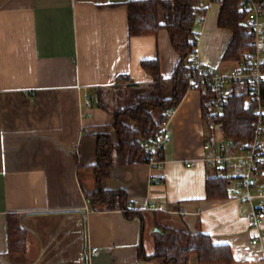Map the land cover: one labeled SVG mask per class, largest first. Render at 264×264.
Masks as SVG:
<instances>
[{
    "label": "crops",
    "instance_id": "0c3cea01",
    "mask_svg": "<svg viewBox=\"0 0 264 264\" xmlns=\"http://www.w3.org/2000/svg\"><path fill=\"white\" fill-rule=\"evenodd\" d=\"M132 0H0V264H159L155 233L164 227L204 232L231 247L234 264H264L261 244L248 226L250 202L240 182L244 168L223 172L215 122L203 116V96L187 93L169 117L170 141L161 169L138 159L115 164L102 181L124 189L137 215L93 208L98 134L118 141L114 114L149 93L155 77L144 59L161 63V88L173 97L179 54L168 30L131 35ZM197 58L227 73L237 60L222 59L232 31L219 26L222 4L200 0ZM166 12L159 11L165 23ZM85 93L95 100L85 107ZM98 95L101 103L98 102ZM161 109L153 110L159 121ZM159 178L153 182L151 176ZM228 176L229 197L211 199L209 178ZM258 187L264 188V175ZM154 205V206H152ZM10 213L26 230V248L10 249ZM100 253L92 255L91 249ZM190 264H201L196 253Z\"/></svg>",
    "mask_w": 264,
    "mask_h": 264
},
{
    "label": "trees",
    "instance_id": "16d2710c",
    "mask_svg": "<svg viewBox=\"0 0 264 264\" xmlns=\"http://www.w3.org/2000/svg\"><path fill=\"white\" fill-rule=\"evenodd\" d=\"M223 6L219 15V26L232 31V38L228 42L222 59L243 60L248 51L254 49L247 33L246 14L241 10L240 0H222ZM129 7V32L131 35H156L165 28L171 35L172 45L178 52L179 63L172 73L173 97L165 99L161 88L166 79L161 76V63L157 59H144L143 66L153 77L155 83L149 93L138 98L130 107L120 108L114 114L118 141L115 143L107 134H98L97 162L95 177L97 187L88 194V201L93 208L122 209L127 218H134L138 212L128 207V195L124 189H104L102 181L111 174L115 164H133L139 158L146 163L150 151L143 148V140L155 133L168 118L167 112L178 106L189 89L188 72L191 71L190 60L197 55L199 35L196 32L200 18L205 8L200 0H132ZM166 12L165 23L159 20V11ZM99 104L101 97H97ZM245 96H228L227 105L222 117L223 131L228 138L233 139L238 147L252 141L255 136V126L258 116L255 113L257 102L253 100L246 104ZM264 104V85L261 94ZM203 116L209 123L214 122L211 116L210 93H204ZM161 109L159 121L154 119L153 110ZM163 147L158 152L162 158ZM259 172L264 175V152L258 163ZM230 178L219 176L207 181V195L211 199L229 197ZM10 249L22 252L26 248V230L20 225V217L10 213L9 220ZM155 252L150 256L142 255L147 260L154 259L159 264H190L191 254L196 253L201 264H234L232 249L227 244L213 243L212 236L204 232H189L164 227L162 232L155 233Z\"/></svg>",
    "mask_w": 264,
    "mask_h": 264
},
{
    "label": "built area",
    "instance_id": "2783aa9c",
    "mask_svg": "<svg viewBox=\"0 0 264 264\" xmlns=\"http://www.w3.org/2000/svg\"><path fill=\"white\" fill-rule=\"evenodd\" d=\"M223 5L222 0H218ZM240 8L246 14L247 33L254 49L248 51L243 60L237 61V66L223 73L217 67H210L198 60L197 55L190 61L191 71L188 72L189 88L204 93H210L211 116L216 126V140L219 143V153L213 160L222 166L224 173L232 170L236 165L244 168L241 179V188L245 195L238 196L250 202L252 205L249 214L248 226L257 230L252 239L253 244H261L263 238L262 225L264 222V188L258 187L262 173L259 172L258 163L264 152V104L261 94L264 85V0H240ZM84 106L93 104L95 98L85 93ZM235 94L257 102L255 113L258 116L255 126L254 139L242 147H238L234 140L227 137L223 131L222 115L227 105L228 96ZM175 107L170 109L168 118L162 122L160 128L143 140V148L150 151L148 163L153 169H161L165 161L158 158V152L164 144L171 140L169 131V117L173 114ZM153 182L159 178L151 176ZM154 206V205H152ZM132 208L133 204L128 203ZM155 207V206H154ZM92 255L101 251L99 247L91 249Z\"/></svg>",
    "mask_w": 264,
    "mask_h": 264
},
{
    "label": "rangeland",
    "instance_id": "374dc122",
    "mask_svg": "<svg viewBox=\"0 0 264 264\" xmlns=\"http://www.w3.org/2000/svg\"><path fill=\"white\" fill-rule=\"evenodd\" d=\"M245 102L246 104H250L249 100L248 99H245Z\"/></svg>",
    "mask_w": 264,
    "mask_h": 264
}]
</instances>
